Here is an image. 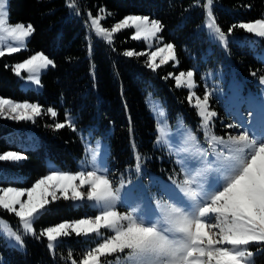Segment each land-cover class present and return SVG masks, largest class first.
<instances>
[{
	"label": "snow or ice",
	"instance_id": "6c2138e0",
	"mask_svg": "<svg viewBox=\"0 0 264 264\" xmlns=\"http://www.w3.org/2000/svg\"><path fill=\"white\" fill-rule=\"evenodd\" d=\"M213 6L214 0H197L193 5L203 8L205 19L201 27L210 43L227 52L235 29L264 38V17L233 24L225 32L216 20ZM65 7L70 15L82 14L77 0H66ZM83 15L90 55L93 35L112 46L114 35L126 29H134L131 39L143 40L149 48L153 40L163 42L160 34L165 25L160 19L129 14L107 27L102 21L112 14L103 6H98L95 14L88 9ZM34 33L31 22L12 23L8 0H0V58L26 50ZM112 50L116 51L114 47ZM122 55L146 56L145 67L153 72L170 62L174 66L179 63L173 42L149 52L125 50ZM9 67L17 77L27 73V80L39 87L42 72L55 67V62L45 53L36 52L21 62L5 65ZM250 74L255 77L257 72ZM196 76L195 68L168 74L177 88L188 90L186 100L199 117L197 127L203 133V142L183 122L180 126L185 130L175 140L166 131V113L155 109L160 119L154 143L167 147L169 155L176 157L179 170L174 168L168 177L170 183L162 185L163 195L149 198L151 207L145 206L141 194L129 189L130 179L123 174L118 180L111 176L100 162L101 146L97 141L95 148L85 146L86 159L76 171L50 170L29 187L0 185V210L18 221L14 228L0 217V236L14 241L12 246L21 249L25 247L24 236L46 241L53 260L65 238L91 240L94 246L78 254L72 249L66 255L61 253L63 264H255V258L264 255V91L259 93V111H255V97H242L239 103L247 104L249 109L246 116L239 113V121L224 124L229 131L217 135L214 128L218 113L211 107L215 93L205 87L203 94H198ZM258 83L264 88V75L259 76ZM45 115L53 120L47 126L55 131L66 127L78 131L67 109L64 120L59 121V112L53 106L45 108L38 102L0 97V117L34 123ZM129 131L131 134V127ZM132 147L134 165L130 169L139 176L145 158L134 143ZM24 159L20 152L0 153V162ZM125 197L131 202L126 204ZM60 199L86 204L95 214L37 229L38 218ZM120 206L126 210H119Z\"/></svg>",
	"mask_w": 264,
	"mask_h": 264
},
{
	"label": "trees",
	"instance_id": "16d2710c",
	"mask_svg": "<svg viewBox=\"0 0 264 264\" xmlns=\"http://www.w3.org/2000/svg\"><path fill=\"white\" fill-rule=\"evenodd\" d=\"M65 2L8 1L11 22H31L35 33L27 42L26 50L0 58V97L17 102H38L45 108L53 106L59 112V121L64 120L67 109L75 119L78 131L73 132L67 127L55 131L47 126L53 120L46 115L41 116L31 123L36 146L21 148L7 139V136L20 133L21 126L0 118V153L11 150L26 157L17 164L0 162L2 186H31L46 174L47 159L63 169L76 170L77 163L84 157L85 137H100L107 142L110 162L116 171L123 172L126 167L134 165L133 143L143 157L152 158L145 165L157 170V156L160 153L153 147L156 133L155 121L146 105L149 93L164 101L171 118L174 119L176 113L182 111L186 114V120L196 119L194 109L189 107L186 100L187 91L177 88L168 74L186 71L196 63L205 67L204 62L215 54V50L207 52L209 43L201 29L204 11L202 7H193L197 0H77L81 6L80 17L70 15ZM98 6H103L112 14L102 21L103 26L107 27L129 14L160 19L165 25L160 34L163 42L156 40V43L163 45L173 42L178 65L170 62L153 72L145 67L146 56H123L125 50L147 52L143 41L131 39L133 29L115 34L112 46L93 38L90 55L85 41L83 13L91 9L95 14ZM213 11L218 24L227 32L233 24L264 17V0H214ZM251 42V34L235 29L229 39L227 54L236 73L244 78L249 87H254L252 80L247 78H251L252 71L257 72L256 77L264 75V68L250 46ZM262 46L264 38L257 47ZM36 52L49 56L55 62V67H49L41 74L39 91L22 90L20 77L5 65L21 62ZM5 174L21 175L24 181L19 184L5 180ZM87 212L86 205L73 207L69 201L60 199L48 206L35 226L40 229L83 217ZM0 216L12 218L3 210H0ZM86 243L88 241L75 236L65 238L57 247V256L53 260L46 248V241L27 237L24 239L25 251L20 252L7 247L0 238V264H63L59 258L61 253L66 255L67 250L72 249L74 254H78L85 250ZM255 264H264V255H258Z\"/></svg>",
	"mask_w": 264,
	"mask_h": 264
},
{
	"label": "rangeland",
	"instance_id": "374dc122",
	"mask_svg": "<svg viewBox=\"0 0 264 264\" xmlns=\"http://www.w3.org/2000/svg\"><path fill=\"white\" fill-rule=\"evenodd\" d=\"M9 1V0H8ZM204 24H201V26ZM201 29H203L201 27ZM134 30V29H133ZM206 39L209 43V49L207 52H210L212 50H215V54H213L211 57L208 58V62H204L205 67H202V64L196 63L192 66V68H195L197 70V88L195 91L202 95L204 92L205 87L211 89L214 91V96L211 102V107L218 113V117L215 120V128L214 131L217 135H224L225 132L229 131L223 127L226 123H237L239 121V113H243L246 116V111L248 109L247 104H240L239 101L242 97H248L253 96L256 98L257 107L255 108V111H259V93L261 91H264V88L258 83L259 77L251 76V78H247V80H252L254 87H249L244 78L240 77L236 71L235 68L232 66L231 61L228 57L227 52L223 50V48L216 46L214 43L209 42V38L206 35V30L203 29ZM253 42H251L250 46L254 50V54L257 58V60L262 64L264 68V46L261 48H258V42L263 38H256L252 34ZM93 38H96L93 35ZM230 39V37H229ZM143 41V40H141ZM147 47V52L154 51L157 47H162L163 45H158L156 43V40H153L152 47H148V43L143 41ZM191 68V69H192ZM46 71V70H45ZM43 71L42 73H44ZM24 74L21 79V88L22 90L27 89H33L34 91H39L40 86H36L32 84L30 81L27 80V73ZM203 77V79H201ZM185 89V88H184ZM188 94V90L185 89ZM146 105L150 112V115L155 121V133L158 134L156 131L157 127V121L160 119L159 116L156 115L155 109H162L166 113V131L167 133L172 136L175 140H179L180 133L184 131L185 129L180 126V122H183V125L187 126L188 128H191L197 135L198 139L203 142V133L198 130V124H199V117L196 114V111L193 107L189 105L190 108L194 109L195 112V121L192 119L186 120V114L182 111H178L173 118L170 117L168 110L165 106V103L162 99L159 97L153 96L152 94H147L146 96ZM1 119L7 120L12 123L19 124L22 128V130L19 132H16V134H12L10 136H7V139L9 142L13 143L14 145L21 147V148H34L36 146V138L34 133L31 131V123L30 121H14L7 118L0 117ZM97 141L100 142L101 146V156H100V162L106 166L110 174L113 178L119 179L121 177V174L124 175L125 179H130L132 181V184L129 185V189L133 193H139L141 194L146 207H151V201L150 197L155 195L157 198H159L161 195H163L162 192V185L169 184L168 177L172 174L173 169L175 168L177 171L179 170L178 166L175 164V156H170L169 152L167 150V147L157 145L153 143V147L155 150L160 153L157 156V170H151L149 169L145 164L150 161L152 158L150 157H144V163L142 166V171L139 176L135 174L133 170L130 169V166L126 167L123 172L116 171L115 168L112 166L110 162V152L109 147L106 141H104L100 137L96 138H88L85 137L84 139V148L85 146L95 148ZM86 159L85 153L82 160H80L77 163L76 170H78L81 166V162ZM21 162V161H19ZM19 162H5L10 164H17ZM153 163V162H152ZM46 166V174H49L50 170H61V171H69L66 169H63L59 165L55 164L53 161L47 159L45 161ZM73 170V171H76ZM3 175V174H2ZM1 175V177H3ZM5 174L4 179L5 180H12L14 182L23 183L24 177L21 175H11ZM44 175V176H45ZM11 185V184H9ZM14 186V185H11ZM70 204L73 207L83 206L86 204H80V203H73L69 201ZM131 201L128 200L127 197H125V203H130ZM87 206V205H86ZM87 209L89 212H87L86 215H94L95 213L93 210L87 206ZM119 210L124 211L126 210L125 206H120ZM12 216V215H10ZM3 217L6 221L10 222L11 225L16 228L18 227V221L17 219L12 216L11 219H8L4 216ZM15 218V219H14ZM31 236H24V239ZM2 241L6 244L7 247L13 248L17 251L24 252L25 247L23 249L19 247L12 246L15 244L14 241L6 240L3 236H0ZM83 239V238H82ZM95 239V238H93ZM84 240V239H83ZM90 246H94L91 242V240H88V243L84 245L85 249H87Z\"/></svg>",
	"mask_w": 264,
	"mask_h": 264
}]
</instances>
